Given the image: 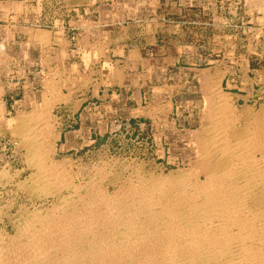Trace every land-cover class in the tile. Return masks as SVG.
<instances>
[{
    "label": "rangeland",
    "instance_id": "obj_1",
    "mask_svg": "<svg viewBox=\"0 0 264 264\" xmlns=\"http://www.w3.org/2000/svg\"><path fill=\"white\" fill-rule=\"evenodd\" d=\"M84 1L88 0H0V27L8 23L9 18L7 16V13L10 11L13 13H19L21 11V3L24 2L23 17L18 18L16 23L18 24V26L27 25L35 29V35L42 39L44 37L43 33L45 32L43 31V29H47L51 26L50 21H52V17L54 15L58 17L60 16L59 18L63 19L65 14L68 13V9L71 5L83 3ZM91 1L92 13L95 16L94 20H112L125 25L132 23L135 19H138V16L140 15V11L136 9L138 8L136 3L138 0ZM172 2L180 5V8H178L177 6L172 7V14L174 15V18L183 19L189 22V26L184 30L198 35L199 39L201 40H199V45L202 47L205 54L211 51L212 47H214L213 45L216 46L218 44L222 47V49L226 47L227 50L230 47V42L227 40V38H225L224 40H216L217 43L216 41L214 42L212 40V32H214L213 28L215 30L218 29L209 25L212 24L213 21L215 23H219L221 37L228 36L231 33H237L238 36H243L244 32L241 25L242 22L249 20L248 15L250 16V14H248L247 12L248 7L254 9V19H257L262 15V12H259L258 10L261 9L264 11V0H248L251 5L246 4V0H194L195 3L193 4V6H190L187 3V0H172ZM212 3H215V5L213 6ZM39 11L43 13V20L39 19L38 21H36L34 19ZM145 18H150V15L146 13ZM259 21L261 20L257 19V22ZM228 23L234 24L232 30L228 27ZM256 27L261 28L259 24ZM3 33L4 31L1 30L0 41L2 39ZM261 35L264 36V27L262 29ZM115 39H117V37H113V40ZM24 40L25 39L20 36L13 40V42H10V56L12 58L17 59V51H20L21 47L24 48V46H22L23 43H21V41L24 42ZM242 44L243 43L239 42V39H237L236 42L232 43V45L236 46L237 52H240ZM51 50L52 49L47 46L43 52H40L41 57L44 58V56H46L45 58L48 61H52V58H50V55H53L50 52ZM38 52L39 51H37L36 49L30 51L29 48V56L25 57V59L30 62L28 64L29 70H34V72L38 71L39 69H35L36 65L32 67L31 62L33 58H37V56L39 55ZM47 53L49 54L47 55ZM224 60H228V58ZM248 60L250 66L253 69H260L263 70V72L256 73L255 71H252L250 74H245L243 73V70L240 69L237 74L231 75L232 77L230 78L231 81L229 83H223V87L225 89H228L229 84H236L238 88L244 89L242 90V92H240V97L238 98L237 102H232L235 107V118L234 116L229 117V115L231 114L227 113L229 119L226 117V113H222L219 107L217 108V101H205L204 103H199L194 108V111L192 112V119L187 118L186 121H183V116H185L186 118L188 113L187 109L184 114L176 116L169 112V108H166L165 110L164 106L161 107V109H159L155 115L153 113L146 112L145 114L136 117L135 120L128 121L125 118L116 116L115 113L112 112L113 107L111 108V111L105 112L107 107H105V104H101L102 101H100V98H98L102 96L101 92H99L98 95L93 94L91 90H87L88 88L84 86L85 84L83 81L79 82L78 79H73L68 75V72H65L64 81L61 78L62 82H54L52 80H49L45 83L44 88H41L40 85H37L39 89L35 93V97L37 98V100H40L39 107H34V110H26L25 112L19 113L17 115H12V120H10L6 124L0 123V230H5L9 234H12V232L14 233L15 228L17 229L18 226L24 223V221L33 220V216L35 215L36 211L41 210L42 212H44L49 210L53 204H61V200L63 197L65 199L67 198L68 203L75 202L73 199L77 201V195H73L74 191L70 186L72 182H75V184L78 185L83 184V186L81 185L80 187V189L83 190L85 184L91 181V179L96 180L97 178H100L102 179V183L104 184V186L110 185L109 190L111 191L113 190V188L118 187L122 183V181H127V179L131 175L138 174L145 176H155L157 174L156 176L163 177L166 175L168 176L171 173L174 174L173 176H175L176 174L178 175L181 170H190L193 166L194 168H196L194 170L199 171L198 166H201V162L205 163L209 159L215 161L218 160L219 162H221L222 160L223 162L229 161L230 163L234 161L235 157H233V154L232 156L227 155L230 153L224 155L223 152L217 150V144L219 145L221 143L223 145V143L227 141V143H229V147L233 146V143L237 139H239L238 137L243 136L244 138H246L249 133H252V126L255 125L254 116L257 117L256 115H259L264 118V110H260L261 108H264V58L262 59L258 57H251ZM16 68L17 67L14 65L11 66V69L16 70ZM162 83L163 79H154L151 75H149V82L147 86H144V90L142 91L143 97L148 101L150 98H152L151 94L153 93V91L151 87L160 86ZM50 84L53 86H51L52 88H50ZM72 84H76V89H78L75 91L74 97L70 98L67 95L61 94V90L59 89L60 85L70 86ZM82 85L83 88L79 89V86ZM180 88L182 87H179V89ZM184 88L187 89L188 87ZM185 89L183 90L184 93L186 92ZM247 89H253L254 91L249 98V103L245 100ZM43 92H47V95H45V93ZM55 92H57V94H55ZM53 96H56L57 98H53ZM157 97H160V94H158ZM75 100L77 103L83 101V106L85 107L84 109L82 108V111H79L81 109L79 108L78 113L76 114L70 115L68 112H65L62 108L59 107L55 110H53L52 108L54 107L55 103L61 101L73 102ZM48 101H51L49 103L51 107L48 112L50 114H48V120H46L48 125L51 127V133L49 134L46 133L45 129L40 127L41 125L39 123L41 121H38V117L36 118L34 114V111H36L38 108L40 109L44 105V102ZM96 105L98 106V109L96 110L87 109L89 108V106L93 108ZM186 108L189 109L190 107L186 106ZM210 109L214 112H210V114H208V111H210ZM215 112L219 114H216ZM244 113H246V115ZM213 114L216 115H214V119ZM59 116L62 118L60 119ZM27 117L30 118L28 119ZM174 120L176 123H174ZM215 122H217L218 124ZM219 123L221 124L219 125ZM199 125H203V128H199ZM205 125L207 127H205ZM226 125L228 126V128L232 126V129H226ZM241 128H243L244 130ZM25 130V134L27 136L23 132ZM211 133L214 135H212ZM263 136L264 131L262 132L263 146H261L258 151L253 150L254 148L256 149V147L251 149L252 152H255L256 157L260 156L259 154H261V151L264 152V150H262L264 149ZM28 137H30L31 140ZM40 137L41 139H44L45 137L46 138L43 141V139L39 140ZM232 137H234L233 139H236L233 142ZM24 138H26V141ZM216 138L219 140H217V144H215ZM39 144H42L43 147H40ZM213 145L215 146L213 147ZM246 149V147H243L242 151L245 153L247 152ZM39 151H44V153L41 154V159L43 160L45 158V161H41V159L39 160ZM46 151H49V153H47ZM230 151L232 150L229 149V152ZM214 154L216 156L220 154V157L218 156L219 158H216ZM50 159L53 160L52 163ZM30 160L32 162H30ZM113 160L115 161L113 162ZM119 160H121L123 163H120L121 161ZM140 162L142 163L140 164ZM101 163L102 165H100ZM43 165H53L54 171H56V173L53 171L52 174L48 175V173L44 171L43 167H41ZM130 170H132V172ZM64 171H66L68 175L65 174ZM158 172L160 174H158ZM101 174H104L103 178H101ZM64 175L65 177H63ZM72 177H74L73 181L70 182ZM198 177H200V179H203L202 171L198 172ZM194 180L190 178V181ZM244 181H248L246 173H243L240 184H243ZM106 182L109 184H107ZM26 190H29L28 194ZM10 193H12V195ZM45 202L46 205L44 204ZM19 205H22V208ZM1 219L3 220L1 221Z\"/></svg>",
    "mask_w": 264,
    "mask_h": 264
},
{
    "label": "bare ground",
    "instance_id": "obj_2",
    "mask_svg": "<svg viewBox=\"0 0 264 264\" xmlns=\"http://www.w3.org/2000/svg\"><path fill=\"white\" fill-rule=\"evenodd\" d=\"M51 84L50 88L53 87ZM43 93L47 95V92ZM227 94L220 92L216 104L228 118L227 113L231 114L229 117L234 116L235 107L229 99L230 95ZM50 102H44L40 109L34 111L35 117L41 121L40 127L45 129L47 134L51 133V127L46 122L50 114L48 113ZM208 112L210 114L214 111L210 109ZM256 116L252 133L246 138L238 137L237 140L233 139L235 136L232 137V142L236 140L233 146L229 147L227 141L223 145L221 143L218 145L219 140L216 138L217 150L224 155L233 154L235 158L231 163L210 159L205 163L201 162L198 168L203 173V179L198 177L199 171L194 170L196 168L192 165V169L181 170L175 176L171 173L163 177L156 176V173L155 176L130 174L127 181H122L111 191L110 185L104 186L100 178L91 179L83 190L80 189L83 184L72 182L70 185L74 191L72 194L77 195V201L72 198L75 202L68 203L67 198L63 197L61 204H53L44 212L36 211L34 216L31 215L34 217L33 220L19 224L14 233L11 231L12 234H9L5 230H0V264H264V152L259 150L261 151L259 157H256L254 152L263 146L264 118ZM226 127L230 130L232 126ZM23 132L25 134L26 130ZM24 139L26 141V138ZM41 145L40 147H43ZM243 147L247 148V152L242 151ZM229 149L233 152H229ZM43 153L44 151H39V160ZM43 160L45 161V158ZM41 167L48 175L54 171L53 165ZM64 173L67 174L66 171ZM243 173H246L248 181L240 184ZM101 175L103 178L104 174ZM190 178L195 180L190 181ZM44 204L46 205V202Z\"/></svg>",
    "mask_w": 264,
    "mask_h": 264
},
{
    "label": "crops",
    "instance_id": "obj_3",
    "mask_svg": "<svg viewBox=\"0 0 264 264\" xmlns=\"http://www.w3.org/2000/svg\"><path fill=\"white\" fill-rule=\"evenodd\" d=\"M136 3L140 15L138 19L125 25L112 20H94L91 0L71 5L63 19L55 15L52 17L51 26L43 29L45 32L42 39L35 35V29L27 25L18 26L16 23L18 18L23 17L24 2L21 3L19 13L8 12V23L0 27V31H4L0 41V123L6 124L12 120V115L39 107L40 100L35 97L39 89L37 85L44 88L48 78L60 82L61 78L65 79V72L73 79L83 81L87 90H91L93 94L101 92L102 96L98 98L107 107L105 112L111 111L113 107L112 112L116 116L128 121H133L146 112L155 115L163 106L176 116L184 114L187 109L188 113L186 118L183 116V121L192 119V112L199 103L216 102L222 91L230 95L232 102H237L244 89L238 88L236 84H229L228 89L223 87L224 82L231 81L232 74H237L240 69L245 74L252 71L263 72L253 69L248 59L264 58V36L261 35L264 11L258 10L262 15L257 18L261 21L257 22L254 19V9L248 7L249 20L241 25L243 36L231 33L222 39L219 23L213 21L209 25L218 29L212 27V40L215 42L227 38L230 47L227 50L218 44L213 45L211 51L205 54L199 45L198 35L184 30L189 22L174 18L172 7L180 8V5L172 0H138ZM187 3L193 6L195 2L187 0ZM246 4H250L248 0ZM146 13L150 18H145ZM42 14L39 11L34 20H43ZM258 24L261 28L256 27ZM228 25L232 30L234 24ZM20 36L25 39L21 43L26 49L21 47L15 59L10 56V42ZM113 37L117 39L113 40ZM237 39L243 43L240 52L232 45ZM47 46L52 49V61L40 55ZM29 48L30 51H39L37 58H33L31 62L32 67L36 65L35 69H39L36 72L29 70L30 62L25 59L29 56ZM226 58L228 60H224ZM13 65L17 67L16 70L11 69ZM149 75L154 79H163V83L151 87L155 93L147 101L142 91L149 82ZM179 87L183 89L180 90ZM81 88L83 85L79 86ZM59 89L70 98L78 90L76 84L59 86ZM184 89L188 93L185 94ZM252 92L253 89L246 90L245 100L248 103ZM158 94L160 97H157ZM82 106L83 101L77 103L75 100L55 103L52 108L55 110L59 107L73 115L78 113L79 108V111L85 108ZM87 109L96 110L98 106H89ZM260 110L263 111L264 108Z\"/></svg>",
    "mask_w": 264,
    "mask_h": 264
}]
</instances>
